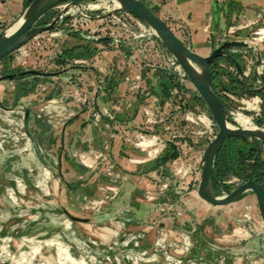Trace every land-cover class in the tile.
Segmentation results:
<instances>
[{
  "label": "rangeland",
  "instance_id": "rangeland-1",
  "mask_svg": "<svg viewBox=\"0 0 264 264\" xmlns=\"http://www.w3.org/2000/svg\"><path fill=\"white\" fill-rule=\"evenodd\" d=\"M143 1L199 54L247 42L227 52L262 88L264 0H217L216 14L214 0ZM29 4L0 0V33ZM69 6L0 61V264H264L254 192L222 206L198 195L218 125L179 62L113 0H65L38 25ZM211 69L227 107L264 129V90L226 56ZM216 157L219 195L254 167L264 186L263 142L229 137Z\"/></svg>",
  "mask_w": 264,
  "mask_h": 264
},
{
  "label": "water",
  "instance_id": "water-1",
  "mask_svg": "<svg viewBox=\"0 0 264 264\" xmlns=\"http://www.w3.org/2000/svg\"><path fill=\"white\" fill-rule=\"evenodd\" d=\"M63 1L65 0H32L28 7L22 12L20 17L22 18L21 24L12 32L6 31L0 33V61L26 44L36 35L51 31L58 27L59 20L67 13L69 10L68 8H71V6L65 7L62 15L56 17L51 23L46 25H38V23L48 11L61 4ZM115 1L119 4V7L117 8L134 15L155 32L158 38L179 62L187 77L194 84L218 125L216 137L208 144L202 157L200 164L201 179L198 188V195L212 205L222 206L238 200L246 191H253L264 223V186L258 183L253 176L249 177L246 182L232 190L229 194L223 196L217 193L212 178L216 156L227 138L248 137L264 143V129L258 128L254 130L240 126H230L231 117H233L235 113L227 107L212 88L213 73L211 64L215 59L226 56L235 65L237 72L236 79L243 87L255 92L264 90V72H260L258 69L256 71V77L263 82L262 88L251 90L249 85L243 81V69L241 64L227 52V48L231 46H248L247 42H223L209 55H202L191 49L159 15L145 4L143 0ZM216 4L217 0H214V14L217 13ZM74 5L78 4L74 3ZM112 12H109L106 16L110 15ZM261 64V55L258 54L257 68H259ZM14 76V74H9L3 76L2 79L14 78ZM260 150V147H258V152H260Z\"/></svg>",
  "mask_w": 264,
  "mask_h": 264
},
{
  "label": "bare ground",
  "instance_id": "bare-ground-1",
  "mask_svg": "<svg viewBox=\"0 0 264 264\" xmlns=\"http://www.w3.org/2000/svg\"><path fill=\"white\" fill-rule=\"evenodd\" d=\"M113 3H114L115 7H119V4L115 0H113ZM96 8H99V5H96V4L91 5L89 9H96ZM21 22H22V18H20L18 21H16L13 24V26L7 32H12L14 29H16L21 24ZM246 105H247V108H250V109H253L256 107L253 102L252 103L246 102ZM233 113H235V112H233ZM232 118L236 123H238L240 125V127L254 129V130L258 129L257 127L254 126L251 119L242 113L236 112ZM230 126H233V125L230 124Z\"/></svg>",
  "mask_w": 264,
  "mask_h": 264
},
{
  "label": "trees",
  "instance_id": "trees-1",
  "mask_svg": "<svg viewBox=\"0 0 264 264\" xmlns=\"http://www.w3.org/2000/svg\"><path fill=\"white\" fill-rule=\"evenodd\" d=\"M31 1H32V0H30V2H31ZM256 159H257V158H256ZM256 159H255V162H254L255 164L258 163ZM216 160H217V157H216V159H215L214 166H213V171H212L213 183H214V175H215V174H214V169H215V163H216ZM255 171H256V169H255V167H254V168L252 169V174L250 175V177L253 176V178L257 181V179L254 177ZM257 182L259 183V181H257ZM261 185H262V184H261ZM214 186H215V184H214ZM215 189H216V188H215ZM216 191H217V190H216Z\"/></svg>",
  "mask_w": 264,
  "mask_h": 264
},
{
  "label": "built area",
  "instance_id": "built-area-1",
  "mask_svg": "<svg viewBox=\"0 0 264 264\" xmlns=\"http://www.w3.org/2000/svg\"><path fill=\"white\" fill-rule=\"evenodd\" d=\"M243 74H244V72H243Z\"/></svg>",
  "mask_w": 264,
  "mask_h": 264
}]
</instances>
